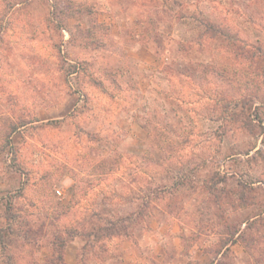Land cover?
Returning <instances> with one entry per match:
<instances>
[{
	"label": "rangeland",
	"instance_id": "obj_1",
	"mask_svg": "<svg viewBox=\"0 0 264 264\" xmlns=\"http://www.w3.org/2000/svg\"><path fill=\"white\" fill-rule=\"evenodd\" d=\"M56 1L0 0V264L70 228L101 264H263L264 0Z\"/></svg>",
	"mask_w": 264,
	"mask_h": 264
},
{
	"label": "trees",
	"instance_id": "obj_2",
	"mask_svg": "<svg viewBox=\"0 0 264 264\" xmlns=\"http://www.w3.org/2000/svg\"><path fill=\"white\" fill-rule=\"evenodd\" d=\"M52 3L53 4L50 6L51 14L54 12V10H57L60 13H64L65 12L63 10V8H58V9L56 8V7H58L56 0H53ZM68 9H69V7H68ZM75 9H78L80 11L83 8L76 7ZM257 118L259 119L258 115H257ZM249 191H251V190H249ZM244 194L245 193H243V191H242V192L239 193V197H238L240 202H243V203L245 201V195ZM10 198H11L10 194L7 195L6 198H5V202L6 203H5V214H4V217H5V220H6V224H5V226L3 228L0 229V243H1V247H2V254L4 253V244H5L4 238H3V232H4L5 228L8 227L9 219L14 216V214L9 212L11 209H13V204H12ZM260 217L262 219L264 218V210L261 211V213H258L257 215L255 214L253 216L247 217L244 220L245 228L246 229H251L253 227V223H254L255 219L260 218ZM113 224H110L111 228H109V227L104 228L103 233H104L105 236H109V235L114 233L113 230L115 229V226H116L117 223L114 226H113ZM25 226L26 227H28V226L30 227V224L28 222H26ZM76 231L77 230L75 228H70V229H68V232H66L64 235H62V234H54L53 235V238H52V241H51V245H53V248H52L53 252H52V254L50 256L47 257V261L45 262V264H65V262H64L65 246L70 240L73 239V237L76 234ZM95 233H94L95 237L96 238H100L99 236H97V232H95ZM31 235L32 234L30 233V231L28 229V230H26L24 232V236L23 237H24L25 240L30 241L31 237H32ZM229 237H230V242L238 241L244 247L245 251H247L249 254L251 253V252H249L250 251L249 249L251 247V243L250 244L248 243V236H246L245 233H243V230H240V229L238 230V228H236L233 231H231ZM250 240H252V238H250ZM224 253H225V251L223 252V254ZM83 255H85V253ZM7 258H8V262L7 263L8 264H13V263H11V261H12L11 255L7 256ZM254 262H255V264H262L261 262H259L257 260H254Z\"/></svg>",
	"mask_w": 264,
	"mask_h": 264
},
{
	"label": "crops",
	"instance_id": "obj_3",
	"mask_svg": "<svg viewBox=\"0 0 264 264\" xmlns=\"http://www.w3.org/2000/svg\"><path fill=\"white\" fill-rule=\"evenodd\" d=\"M2 193H6V191H2ZM6 224L4 215L1 212L0 209V229L3 228ZM95 243V242H94ZM124 245H123V256L124 259H129V258H133L135 256V254L139 253V247H142V241H138V246H136L137 244H134L133 242L129 241L126 239V241H123ZM126 243V245H125ZM229 247V245H227L223 250L218 252V258L214 259V263L213 264H219L221 258L224 256L223 252L225 251V249H227ZM232 249H235L236 251V256L237 257H241V253H242V247L240 245V243L238 241L236 242H231V246ZM82 248L83 246L80 245V243L78 242L77 239H72L70 240L66 246H65V252H64V262L65 264H76L79 261H84L87 262L90 259H93L95 264H101L98 261H95L96 258H98L97 256H94L92 251L89 252V254H85L86 256H88V258H85V255H83L82 253ZM2 255V247H1V243H0V257ZM95 258V259H94ZM83 259V260H81ZM124 264H127L126 262H124ZM190 264V263H188ZM191 264H198L197 261H192ZM236 264H240V262H237Z\"/></svg>",
	"mask_w": 264,
	"mask_h": 264
}]
</instances>
